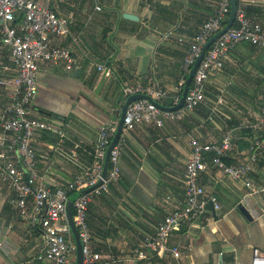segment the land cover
<instances>
[{
	"label": "crops",
	"instance_id": "crops-1",
	"mask_svg": "<svg viewBox=\"0 0 264 264\" xmlns=\"http://www.w3.org/2000/svg\"><path fill=\"white\" fill-rule=\"evenodd\" d=\"M40 1L71 22L69 34L53 43L71 50L76 60L72 71L64 63L40 64L30 108L32 117L62 118L65 123V156L58 154L56 136L40 133L34 140L37 183L53 190L71 180L80 166L91 165L99 129L119 118L125 83L156 82L171 95L164 102L168 107L172 97L181 96L178 83L188 75L182 64L189 40L216 0ZM248 8L264 26V0ZM168 30L174 32L165 39ZM1 39L0 23V121L6 117L7 85L15 73ZM98 63L110 68V77L96 71ZM263 76L264 50L238 44L221 71L206 82L205 99L197 108L161 128L139 126L125 136L118 181L93 196L87 210L91 246L100 255L96 264H251L254 249L264 254V124L259 123ZM227 134L232 136L227 164L240 162L251 142L261 140L248 176L258 192L227 178L217 180L216 172L208 169L200 183L221 208L208 204L192 225L170 237V245L183 252L180 260L169 253L154 255L145 244L158 222L182 203L190 141L220 143ZM12 198L14 192L0 185V264H44L36 259L40 228L19 216ZM71 260L74 264L75 255Z\"/></svg>",
	"mask_w": 264,
	"mask_h": 264
},
{
	"label": "built area",
	"instance_id": "built-area-1",
	"mask_svg": "<svg viewBox=\"0 0 264 264\" xmlns=\"http://www.w3.org/2000/svg\"><path fill=\"white\" fill-rule=\"evenodd\" d=\"M262 0H235L234 22L206 50L192 77L180 109L168 112L159 109L155 103L171 98L167 90L156 82L123 85L127 99L132 95H144L151 99L131 102L123 116L121 134L108 155L105 177H102L105 153L116 131L117 120H108L99 129L93 149V161L89 166H80L73 178L53 190L37 183L35 173V137L47 133L57 137V151L64 155L61 144L65 138V123L62 118H36L31 116V104L37 93L36 79L40 64L64 63L72 71L76 60L71 50L53 43L55 38L69 34L70 21L60 17L40 0H0V23L2 43L8 48L15 73L7 85L9 103L6 117L0 121V185L14 192L10 204L21 218H29L32 225L41 231L40 250L36 259L44 264H70L76 247L66 217V206L76 193L100 185L83 193L72 202V222L77 229L82 245L81 264H96L100 255L92 249L90 231L87 226V210L93 196L107 192L120 177V157L125 136L139 126L161 128L166 121H178L197 108L205 99L204 87L210 76L221 71L228 52L238 44H248L264 50V26L247 14L248 7L258 5ZM96 7V10H99ZM230 14V0H216L212 11L190 38L187 53L183 59L182 71L187 75L208 40L220 32ZM173 30L163 34L167 39ZM179 43L183 37L177 38ZM95 69L104 77L111 76L110 68L95 64ZM185 78L178 83L182 90ZM180 96L172 97L171 107L178 104ZM259 123L264 124V76L261 80ZM232 136L227 134L220 143L190 141L182 175V203L158 222L154 236L145 246L156 256L169 253L175 260L183 255L179 246L170 245V237L182 227L190 226L202 216L208 204L214 210L221 205L201 185V175L213 169L217 180L227 178L240 183L251 193H256L248 176L254 171L258 151L262 142L255 139L248 147L244 158L237 164L225 162L231 150ZM75 158V154L71 155ZM74 162H76L73 159ZM262 191V190H261ZM190 249L189 244L184 247ZM139 258H145L138 253ZM251 264H264V254L252 251Z\"/></svg>",
	"mask_w": 264,
	"mask_h": 264
},
{
	"label": "water",
	"instance_id": "water-1",
	"mask_svg": "<svg viewBox=\"0 0 264 264\" xmlns=\"http://www.w3.org/2000/svg\"><path fill=\"white\" fill-rule=\"evenodd\" d=\"M118 1L119 0H116V2H118ZM235 9H236V2H235V0H230V14H229V18L227 20V23H226V25L224 26V28L220 32H218L217 34H215L214 36H212L208 40V42L203 46L200 55L195 60L192 68L190 69V71H189V73H188V75H187V77H186V79L184 81V85H183V88H182V93H181V96H180V99H179L178 104L176 106H174V107H171V108H164L160 104L155 103V105L159 109H161L163 111L172 112V111L178 110V109H180L182 107L183 102H184V98H185V95H186V92H187L188 87H189V85L191 83V80H192V77L194 75V72H195L196 68L198 67L201 59L203 58L206 50L210 47V45L214 42V40L216 38H218L219 36H221L222 34H224L231 27V25L233 24L234 17H235ZM123 17L126 18V19H128V20H132V21H136L137 20V17L134 16V15H131V14H123ZM140 99H144V100H147V101H151V99L149 97L144 96V95H132V96H129L125 100V102L123 103V105H122V107L120 109V114H119V118H118V121H117L115 134H114V136L112 138V141H111V143H110V145L107 148L106 153H105L104 168H103V172H102V177L103 178L105 177L106 170H107L109 152L112 149V147L115 145V143L117 142V140H118V138H119V136L121 134L124 112H125L127 106L131 102L136 101V100H140ZM100 183H101V181H99L96 184L95 187L99 186ZM95 187H93V188H95ZM93 188H89V189H86L84 191H81V192H78V193L74 194L69 199V201L67 203V206H66V217H67L68 224L70 226L71 234H72V237H73V240H74V243H75V247H76L74 264H81V261H82V245H81V242H80V239H79V236H78L77 229L75 228L74 223L72 222V202H73V200L76 197H78L79 195H81L83 193H88Z\"/></svg>",
	"mask_w": 264,
	"mask_h": 264
},
{
	"label": "trees",
	"instance_id": "trees-1",
	"mask_svg": "<svg viewBox=\"0 0 264 264\" xmlns=\"http://www.w3.org/2000/svg\"><path fill=\"white\" fill-rule=\"evenodd\" d=\"M247 14L250 16V14H249V8L247 9ZM164 102H165V100H162V101H160V104H161L162 106L166 107V108H169V107L172 106V104L170 103V104H169V107H168V105L166 106V105L164 104ZM117 116H118V115H117ZM115 120H117V118H116ZM225 162H226V160H225ZM226 163H227V162H226Z\"/></svg>",
	"mask_w": 264,
	"mask_h": 264
},
{
	"label": "rangeland",
	"instance_id": "rangeland-1",
	"mask_svg": "<svg viewBox=\"0 0 264 264\" xmlns=\"http://www.w3.org/2000/svg\"><path fill=\"white\" fill-rule=\"evenodd\" d=\"M71 264V263H70Z\"/></svg>",
	"mask_w": 264,
	"mask_h": 264
}]
</instances>
